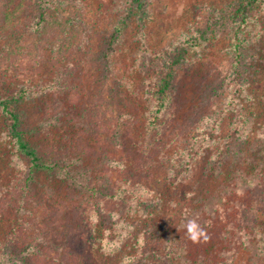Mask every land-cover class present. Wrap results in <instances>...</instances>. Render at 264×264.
<instances>
[{"label": "rangeland", "instance_id": "1", "mask_svg": "<svg viewBox=\"0 0 264 264\" xmlns=\"http://www.w3.org/2000/svg\"><path fill=\"white\" fill-rule=\"evenodd\" d=\"M232 3L140 0L138 9L130 0H0V99L21 96L10 106L19 118L17 132L32 143L42 142L36 128L51 126L50 118L62 114L67 101L81 114L93 110L99 118L110 116L104 98L116 88L106 89L105 64L113 68L108 79L122 81L130 100L140 102L134 108L153 114L161 66L177 47L187 49L151 125L149 117L136 128L137 136L103 132L86 139L91 169L83 164L67 168L65 175L62 160L57 165L63 169L43 170L25 181L30 164L0 110V196L9 193L20 201L25 182L35 187L32 201L40 199L46 209L40 218L44 223L55 205L62 207L56 211L58 228L50 231L53 249L45 264H57L61 255L55 248L64 240V255L69 247L77 251L80 238L91 250L88 264H264V210L256 206L255 220L244 222L252 207L242 201V218L237 215L244 231L234 252L228 239L239 229H225L236 218L232 196L226 186H217L225 166L235 165L246 150L252 149L249 158L260 157L253 152L256 134L264 140V115L256 119L258 107L244 109L254 101L264 105V0H258L244 24L220 23ZM14 4L17 11L10 14ZM39 9L45 11L43 19ZM189 37L195 41L188 43ZM249 113L260 123H249ZM83 124L77 127L87 129ZM251 130L255 138L247 135ZM106 150L111 155L105 157ZM109 159L113 190L103 192L110 197L100 201L101 215L89 206L82 220L74 221L64 207ZM186 201L189 211L201 203L200 221L208 236L197 225L185 224ZM23 209L34 212L30 205ZM154 209L157 214L144 218ZM187 227L195 231L187 233ZM195 233L199 243L201 235L209 237L210 252L201 247L186 252V245L196 246ZM244 236L248 241L243 243ZM221 256L226 262H218Z\"/></svg>", "mask_w": 264, "mask_h": 264}, {"label": "trees", "instance_id": "2", "mask_svg": "<svg viewBox=\"0 0 264 264\" xmlns=\"http://www.w3.org/2000/svg\"><path fill=\"white\" fill-rule=\"evenodd\" d=\"M130 1L132 3H136V7H138V9L141 7L140 0ZM257 2L258 0H233L232 7L228 10L229 13L223 12L221 17L218 18L219 22L224 23L225 21H230V23H238L239 25L244 24L248 14ZM17 6L18 4H14L10 10V14L17 11ZM44 15L45 11L39 9V19H43ZM61 23L62 22L58 21V27L62 25ZM17 25L18 23L15 21L13 27H17ZM10 28H12V26ZM62 28L64 27H61L60 29ZM11 31L14 32L12 29ZM194 41L195 37H189L187 39L188 43ZM186 53V48H182L180 46L177 47L168 56V62L161 66V75L159 76V86L156 89L153 114L152 112L151 114L149 112L146 113L145 110L137 111L134 108V102H137L138 104H140V102L138 99H133L134 102L130 100L131 95L127 92V90L120 88L122 81L118 80L116 84V81L108 79L112 73L111 70L113 71V68H111L109 64H107V66L105 64V75L103 77V81L107 82L106 89L110 90L116 88L112 94H107L104 98V107L110 116L107 117L106 120L102 116L99 118L98 114L93 110H86V113L81 114V112L75 111V108H69L71 106H75V104L67 101L63 106L62 114H54L55 116L50 118V121L52 122L51 126L38 125L36 130L34 129L35 132L37 131L40 133L42 142L40 140H34L32 143L23 138V135H21L23 132H17L19 118L15 110L12 109L10 105L11 103L18 102L17 100H19L21 96H18V99H15L14 96L7 99H0V110L7 116L6 118L9 121L10 131L16 137L19 150L25 158H27L30 164L27 169V177L24 180L26 181L27 178H31L30 176L32 174H37L43 170L52 172L54 168L63 169L65 167V175L68 173L67 168L76 167L79 169L83 164L86 165L85 167H87V169H91V165L87 163L89 147L88 143H86V139L89 137L98 138L103 132H105L106 136L115 134L117 136H127L129 133L137 136L135 133L136 128H142L144 120L147 121V118H152V120L150 119V121H148V125H151V123L157 119V114L165 105L166 95L172 87L174 77L173 69L180 64ZM253 107H258L257 109H260L256 119H259L260 113L264 115V105H262V102L257 103L254 101L250 105L246 104L244 109ZM113 113L114 115H111ZM249 115H251L249 120L255 116L254 113H249ZM256 119H252L249 123H256ZM79 121L83 122V125L87 129L81 128L80 126L77 127ZM257 122L260 123L259 121ZM149 131L150 130L146 128L145 133H148ZM247 135H250V138H255L257 135L253 152L259 154L260 157H256L255 159L250 156L249 158L248 152L252 149L249 151L246 150V154L244 156L234 161L235 165L231 168L229 165L225 166L227 170L221 172V179L218 180L217 185L226 186L227 194L232 196V200H230V208L234 212L236 218L233 217L234 221L225 229H232L233 227H238L239 229L236 235L231 233V236L228 239L230 240L231 247L233 246L234 252L237 251L238 245L241 243L240 239L242 237L239 233L244 231L242 220L239 218V216L241 217L240 209L243 208L240 207L242 201H245V203H248V205L252 207V210L249 212V216L243 220L244 222H246L247 218H249L247 222L255 220L253 212L256 206H261L262 210H264V156H262L264 155V140H262L258 134L255 135V131L253 130H251ZM43 140L46 142H43ZM255 148H257V151H255ZM104 155L105 157L109 156L111 155V152L106 150ZM62 160L66 162V165H64V167H59L57 164L59 162L62 163ZM112 162L113 161L110 159L107 160L103 164L102 168H99L97 177L90 175L87 176L85 181L79 185V191L74 194V197L70 201L71 204H66L64 207L70 210L69 215H72L71 218H73L74 221H78L80 219L82 220L84 213H86V207L89 206L92 207L90 211H94V213L98 216L101 215L102 207L99 206L100 201H102L105 197H110V194H104L103 192L105 190H113L109 186V169L111 168ZM219 166L222 168L223 162H220ZM53 176L54 175H52V177ZM59 177H61V175ZM24 180H22L21 183L25 182ZM32 180L34 179L32 178ZM25 184L26 187H20V196L22 195L20 201L18 199H14L13 195L9 193L4 196H0V264H45L46 260L44 259L49 257L47 254L53 249V241L51 240L52 235L50 236V231H54L58 228L56 211H59L62 207L55 205V213L47 217L48 222H42L40 218L45 216L43 213L46 209L42 207L40 199H38L37 203L32 201L35 196L33 191L36 188L30 187V185L26 182ZM250 192L254 193L250 195ZM187 203L188 202L186 201V207L184 206V209L187 211L185 217H189V220L185 221L187 218H183L185 224L188 227L197 225L196 229H202L201 232L210 234L209 229L207 227L203 228L204 224L200 221V210L202 208L201 203L196 204L195 209L192 210L191 208L190 211V207L187 206ZM29 205L34 207V212H31L28 209H23V207L26 208ZM65 210L66 209H64V211ZM145 212L147 214L144 218L146 217L148 220H150L151 216L155 213L157 214L156 210L154 212ZM178 219L180 220L181 218ZM111 222H113V220ZM170 222H174L173 218H171ZM180 222H183L182 219ZM37 224L41 228L38 227ZM253 225L254 224L252 222V226ZM81 227L82 226H79V229ZM167 227L168 231H170L171 228L169 224H167ZM215 227L216 221L214 224V231ZM105 229L107 228H104L99 232L100 237L103 235L104 231H106ZM74 231L79 232L80 230ZM186 231L187 233H191L195 230L188 229ZM195 234L196 235L191 236V238H196V246L184 245L186 252L191 254V250L196 252L200 247L201 249L210 252V249L208 248L209 237H203L201 235V242L199 243V234ZM44 235L47 239L44 238ZM37 236L40 238H37ZM245 237L246 236L243 238ZM245 241H248L247 238L242 240L243 243ZM64 244L65 240L63 244H60L55 248V250L60 252L61 255L60 260L56 262L57 264H88L87 256L91 255V250H89L90 248L88 243L85 242L84 238H80L79 243L77 242V251L74 248L69 247L67 253L70 252V254L66 253V255H64ZM68 256H70V258H68ZM193 256L195 257V255H192V257ZM226 259L227 257L221 256L218 262L224 263L226 262Z\"/></svg>", "mask_w": 264, "mask_h": 264}]
</instances>
